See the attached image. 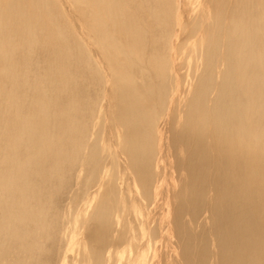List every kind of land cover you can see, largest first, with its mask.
Masks as SVG:
<instances>
[{
    "label": "bare ground",
    "instance_id": "6f19581e",
    "mask_svg": "<svg viewBox=\"0 0 264 264\" xmlns=\"http://www.w3.org/2000/svg\"><path fill=\"white\" fill-rule=\"evenodd\" d=\"M0 264H264V0H0Z\"/></svg>",
    "mask_w": 264,
    "mask_h": 264
}]
</instances>
